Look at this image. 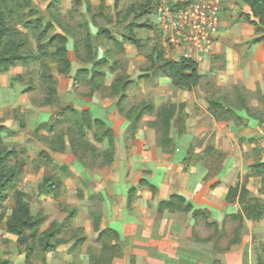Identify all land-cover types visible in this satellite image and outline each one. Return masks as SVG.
Wrapping results in <instances>:
<instances>
[{"label": "rangeland", "instance_id": "1", "mask_svg": "<svg viewBox=\"0 0 264 264\" xmlns=\"http://www.w3.org/2000/svg\"><path fill=\"white\" fill-rule=\"evenodd\" d=\"M17 3L22 8L16 7L11 23L23 33H18V37L26 38L25 50L35 57L0 72V136L2 144L14 151L11 164H23L15 189L23 192L31 214L43 218L39 233L50 224L55 223L59 228L50 241L55 243L53 249L44 250L38 237L28 238L26 244L18 243L17 236L6 225L14 208V191L9 190L0 212V264L2 260L9 264H121L120 247L112 248L119 240H99L98 235L106 227L104 218L119 214L124 206L123 195L134 181L129 174L130 153L148 150L146 140L152 137V129L158 142L164 137L165 143L158 145L164 153L185 146L179 142L172 144L171 133L178 140L182 133L188 138L196 136L194 141L200 140V143L192 149L202 148V154L211 153L197 161L213 177L221 169L225 155L216 149L215 138L205 141L194 133L202 126L207 127L211 116L217 120L231 119L236 125L242 121L231 112L222 113L218 108L208 107V99L214 100L218 93L224 92L222 101L218 102L224 105L231 103L229 94H235L234 87L228 90L215 83L217 67L213 64H223L221 60L225 58H212V49L203 62L197 63L202 78L187 91L172 86L161 72V63L155 61L158 51L166 59L180 58L163 44L152 27L149 0H17ZM242 6L240 1H234L232 9L235 10L230 14L223 8L221 20L245 21ZM23 22L34 28H19ZM130 29L138 45L127 38ZM56 34L66 39L70 61L67 72L60 70L54 42L50 41ZM205 60L211 63H206L208 70L202 65ZM195 99L203 102L208 112L197 107H188L190 111L185 112V106H191ZM147 106L153 110H145ZM68 107L87 109L92 119L104 122L86 130L84 141L90 147L85 146L87 150L81 158L72 152L67 141V128L73 124L68 120L70 115H64ZM161 107L171 112L165 135L159 127ZM241 136L243 133H240L242 141ZM238 145L245 158L243 142L239 141ZM224 147L228 151L234 148ZM240 167L237 163L235 170ZM248 168L242 176L238 175L233 186L243 185L247 197L263 200L262 175H246L250 172ZM48 177L58 179L59 186L44 184ZM139 181L130 203L127 197L130 208L137 196L145 204L149 201L154 204L155 190L146 184L140 185ZM226 201L237 200L227 198ZM239 209L238 204L218 222L209 220L206 209H203L208 212L205 217H196L191 210L178 211L191 212L197 234L200 231L205 238H216L220 247L229 248L242 234L248 233L244 220L231 217ZM70 214L72 218L68 221ZM247 220L253 224L260 219ZM253 249L256 264H264V239L254 241Z\"/></svg>", "mask_w": 264, "mask_h": 264}, {"label": "crops", "instance_id": "2", "mask_svg": "<svg viewBox=\"0 0 264 264\" xmlns=\"http://www.w3.org/2000/svg\"><path fill=\"white\" fill-rule=\"evenodd\" d=\"M234 1L239 0H222L223 8L229 14L235 10L232 9ZM242 7L247 13L248 8L245 5ZM256 37L258 35L254 26L246 21L234 22L229 18L227 21L224 18L221 20L211 57H223L225 60H221L223 64H213L217 67L213 68L217 72L215 83L228 90L234 87L235 94L228 96L231 103L219 104L217 108L219 112L235 114L242 121L236 125L231 119L217 120L208 113L212 118L211 122L194 133L205 141L215 138L216 149L225 155L221 169L214 177L204 164L197 161L211 153L205 151L202 154V148L192 149L194 144L200 143V140L194 141L196 136L188 138L182 133L178 140V136L171 133L172 144L179 142L185 146L171 153H164L158 147L165 143L162 141L164 137L158 142L156 131L152 129V137L146 140L148 150L131 151V161L128 159L131 165L128 163V167L134 181L123 195L126 205L121 207L119 214L111 217L107 215L103 222L104 226L112 227L119 233L121 264H256L253 245L254 241L264 239V217L253 224L244 219L249 227L248 233L242 234L237 243L224 248L225 246H219L216 238H205L200 231L199 234L195 232L198 227L191 212H157L160 200L167 199L171 194H178L190 201L195 208L208 210L209 220L218 222L238 206L237 201H226L228 188L256 160L264 161V45L262 42H255ZM209 61L205 60L202 64L207 70ZM222 93L216 94L214 100L221 102L224 97V92ZM193 101L191 106H185V112L190 111L188 107H197L205 112L207 109L208 112L203 102L197 99ZM208 101L210 104L211 100ZM240 133H243L242 141ZM239 141L245 146V158L238 145ZM224 145H232L234 151H228ZM256 146H259L258 150ZM237 163L241 166L238 171L235 170ZM142 178L156 188L154 204L150 201L145 204L142 202L144 199L137 196L130 208L127 206L128 191L131 187H136Z\"/></svg>", "mask_w": 264, "mask_h": 264}, {"label": "trees", "instance_id": "3", "mask_svg": "<svg viewBox=\"0 0 264 264\" xmlns=\"http://www.w3.org/2000/svg\"><path fill=\"white\" fill-rule=\"evenodd\" d=\"M239 1L248 8V12L244 14V20L253 25L255 28V32L258 37H256L254 41L262 42L264 45V0ZM16 7H19V9L22 8L21 5L17 3V0H0V72L8 70L10 67H13L18 63H27L28 60L35 57L25 50L27 45L26 38L18 37L17 34L22 32H20V30L11 23L14 13H16V9H18ZM20 25L21 27L19 28H34V26H28L27 22H23ZM129 32V36L127 38L134 44L138 45L137 40H135L132 36L133 34L131 29ZM50 41L54 42L52 43L55 47L54 54L60 64V70L62 72H67L70 67V61L67 58L65 37L56 34L50 39ZM38 47L41 48L42 46L38 44ZM155 61L161 63L160 69L162 74L169 78L172 86L174 87L191 90L199 83L201 79V75L198 72L197 63L193 60L185 58H180L178 60L166 59L163 57L162 51H158ZM218 105L219 103L213 100L210 102L209 108H217ZM148 108L150 107L147 106L145 110L149 111ZM64 115H70L68 120H72L73 123L67 128L66 132L70 149L76 156L81 158L83 153H85L87 150V147H90L88 142L84 141L86 130L91 129L95 124L101 126L104 124V122L99 119H92L91 113L87 109L77 110L73 107H68L66 108ZM158 116L162 118L161 125L159 127L163 130V135H165L167 134L170 126L169 120L171 118V112H169V109L161 107L158 111ZM1 129L2 126H0V132ZM91 148L93 149L94 147L91 146ZM106 152L107 151L105 150L104 153ZM13 153L14 151L8 150L2 144L0 136V212L4 208L8 191L13 189L14 208L6 222L8 230L17 236V241L20 244H26L28 242V238L30 237H38L44 250L53 249L55 243H51L50 241L54 238L55 233H57V228L59 227L57 226L56 228L57 224L55 223L50 224L43 232L39 233V227L43 221V218L39 216H33L31 214L29 204L25 201L23 192L15 189L18 175L23 168V164H11V159L14 155ZM249 168L250 172L248 171L246 175H262L261 182L262 186H264V161L254 162L249 166ZM59 183L60 182L58 179L51 177L44 179V184L47 186L53 187L56 185L55 187H57L59 186ZM139 184H146L156 190L155 186L148 183L144 178L140 179ZM133 192H135L134 187L130 188L129 190L128 203L131 201V194ZM260 192L263 193V200L257 197H247V192L243 185L229 187L226 199L228 198L230 201L236 199L240 206L239 211L231 217L241 221H243L244 218L251 220H259L263 218L264 187L260 189ZM231 194L233 195L230 197ZM164 210H191L196 217H205L208 215V212L203 209L195 208L190 201H187L183 196L178 194H171L167 199H163L158 202L157 211L161 213ZM71 218L72 214L68 216V221ZM95 228L99 230L98 224L95 225ZM27 232L29 234H26ZM103 238L119 240L120 236L117 230L106 226L99 231L98 239L103 240ZM113 247L119 249L120 246L117 243V245L112 246V248ZM1 264H9V262L7 260H2Z\"/></svg>", "mask_w": 264, "mask_h": 264}, {"label": "built area", "instance_id": "4", "mask_svg": "<svg viewBox=\"0 0 264 264\" xmlns=\"http://www.w3.org/2000/svg\"><path fill=\"white\" fill-rule=\"evenodd\" d=\"M152 27L179 58L196 63L212 52L221 25L222 0H149Z\"/></svg>", "mask_w": 264, "mask_h": 264}]
</instances>
